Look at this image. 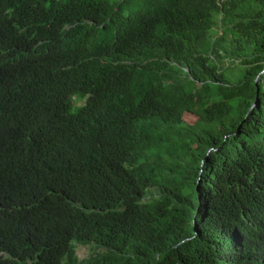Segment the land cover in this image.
Masks as SVG:
<instances>
[{"label":"trees","instance_id":"trees-1","mask_svg":"<svg viewBox=\"0 0 264 264\" xmlns=\"http://www.w3.org/2000/svg\"><path fill=\"white\" fill-rule=\"evenodd\" d=\"M160 1L0 0V264H264V0Z\"/></svg>","mask_w":264,"mask_h":264},{"label":"rangeland","instance_id":"rangeland-1","mask_svg":"<svg viewBox=\"0 0 264 264\" xmlns=\"http://www.w3.org/2000/svg\"><path fill=\"white\" fill-rule=\"evenodd\" d=\"M153 5L155 8H160V6L162 5V1L153 0ZM215 29L217 33L221 32V29H218V28H215ZM225 61H226L225 64L227 65L229 60L226 59ZM143 74L144 72L142 69L137 70V78L142 77ZM219 90L223 93V95L226 98L237 97L242 92V88L237 84L222 85ZM182 117L184 121H186L189 124H196L200 126L201 128L209 130L213 133H217L219 131V128L217 126L207 121V118L197 115L193 112L185 111L183 112ZM102 250L103 249H101L100 247H97L93 243H88V244L77 243L76 244V254L79 257V259L89 258L92 254L97 253Z\"/></svg>","mask_w":264,"mask_h":264},{"label":"clouds","instance_id":"clouds-1","mask_svg":"<svg viewBox=\"0 0 264 264\" xmlns=\"http://www.w3.org/2000/svg\"><path fill=\"white\" fill-rule=\"evenodd\" d=\"M77 244V243H76Z\"/></svg>","mask_w":264,"mask_h":264}]
</instances>
